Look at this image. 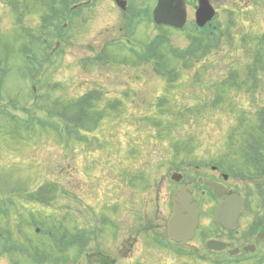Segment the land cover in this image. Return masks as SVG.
I'll list each match as a JSON object with an SVG mask.
<instances>
[{"label":"rangeland","instance_id":"rangeland-1","mask_svg":"<svg viewBox=\"0 0 264 264\" xmlns=\"http://www.w3.org/2000/svg\"><path fill=\"white\" fill-rule=\"evenodd\" d=\"M188 1L192 26L197 4ZM210 1L220 11L213 25L220 44L215 48L208 38L211 54L200 56L209 35L156 29L150 16L157 0H129L143 8L139 25L116 0H0V264H98L99 244L105 259L117 260L137 237L143 213L165 234L171 214L162 202L156 213L146 207L137 216L127 199L130 188L141 190L148 181L137 173L162 187L164 198L174 164L187 158L174 150H198L191 160L225 170L230 163L264 172L254 169L245 140L262 125L264 64L258 63L257 80L249 72L260 57L255 47L264 56V0L233 16L237 0ZM48 20L54 22L47 26ZM232 70L240 78L227 80ZM224 82H231L228 98L214 108L215 87ZM190 168V175L196 172ZM232 185L251 193L253 203L236 236L214 226L213 203L202 204V225L189 245L165 238L162 250L140 240L132 259L118 264H261L245 255L227 259L203 245V236H222L240 248L251 243V228L260 222L251 212L264 203L258 196L264 179ZM149 200L134 203H160ZM64 232L72 235L66 252L51 236Z\"/></svg>","mask_w":264,"mask_h":264},{"label":"flooded vegetation","instance_id":"flooded-vegetation-1","mask_svg":"<svg viewBox=\"0 0 264 264\" xmlns=\"http://www.w3.org/2000/svg\"><path fill=\"white\" fill-rule=\"evenodd\" d=\"M237 1L241 7H245V9L247 10L254 9L255 7H257L256 5L257 0H237ZM237 1H234L236 5H237ZM195 4H196V0L194 1V5ZM212 5L214 6V4ZM216 10L220 12L218 9ZM197 151L179 150L175 152L174 155L188 157V156H193V154L196 153ZM176 164H177L176 166L178 169L177 171H173L172 174H178L181 177L177 179V181L179 182H174L171 179L172 174L169 176V180H168L169 183L168 182L165 183L167 184L168 187L166 191L167 193L165 194V196H163L164 198L161 197L162 190H163L162 187L157 186L156 183H152V182L146 183L145 184L146 186L144 188H140L142 191L139 189L130 188V190L132 191L131 193L128 194V196L130 197L129 199H127L131 205V207H129L130 212L131 211L133 213L137 212V216H138L140 215V211L144 212L147 207L149 209L147 211L150 212L152 210V212L156 213L157 208L160 209V205L162 202L163 207L165 205V208L168 209V213L171 214L170 216L171 218L173 215L174 208L179 209L182 207L181 203L178 201L179 197L181 196V194H186L187 196H189V198H191L189 205L193 204V205L198 206L199 208V213H200L199 214V227H198L199 229L202 225V217H203L202 213L204 212L202 204H207V203L212 204L213 203L215 206V213H216L220 203H222L223 201H226L229 198V196H231L232 194L239 193L242 195L245 194L246 202L249 204V206L253 205L252 200H251V195L247 196L249 193L242 192L240 187H236V186L233 187L232 184H233V181L236 180V178L223 172L225 170L223 165L222 166L213 165L212 162H208L204 160L203 161L197 160L195 162L191 159H185V160L182 159L181 161H179V163H176ZM193 164H195L194 169L196 170V172L195 173L193 172V174L190 175L188 171L191 170L190 167H192ZM226 165L228 167V164ZM206 180L222 185L224 187L223 194L221 195V194L215 193L211 189L205 187L204 182ZM237 181H241V183H244L243 180H237ZM140 196L142 197V200L149 198L150 199L149 201L155 202L156 200H159L160 203L155 202L157 204V207L156 205L153 206V204L150 207H148V205H143L142 203L141 205L138 206L136 205V203H134V200L136 202V200L140 199ZM127 205H128V202H127ZM133 205H134V208H133ZM135 205L137 206V209ZM263 212L264 211L262 210L261 207L251 212L252 215H255L254 217H256L257 219H260V222L257 225L252 226L251 231H250V235H251L250 244L255 245L257 247V250L258 248L261 249V247L264 246V241L262 242L258 238V232L264 226V219L262 218ZM184 216H187L186 212L184 213ZM118 217L119 216L115 217V219L113 220H116L117 222ZM241 219H242V215L239 217V225L241 223ZM137 221H138V226L140 229L139 233H137V237L135 239L132 237V239L130 240L131 247L125 248L126 250L123 251V256H121V254L119 255L118 257L119 260L122 257L124 258L125 261L131 260L132 259L131 248L134 247L137 243H139L140 240H143L146 245L147 244H152L155 246L159 245L158 246L159 248L160 247L164 248L165 246H167L165 238L167 239V241L169 240L168 229H167L169 220L167 221V226H165V234L157 233L156 228H155V220H152L149 214L147 213H143L142 218H138ZM217 228L221 230L223 234L227 236H234L232 233L225 231L221 226H218ZM158 229L162 230L161 226H159ZM196 237H197V231L195 233L194 240L196 239ZM220 237L223 239L222 236ZM220 237L218 236V238H210L209 240L222 241ZM95 238L98 239V236H95ZM88 245H86L85 243L83 245V248L85 249L88 248ZM185 245H189V244H185ZM100 247L101 245L99 244V246L96 249L97 250L96 252H98V256H97L98 264H118V259L113 260L111 262L108 261V259H105V253L101 252V250L99 249ZM74 260H72V263H74L73 262Z\"/></svg>","mask_w":264,"mask_h":264},{"label":"water","instance_id":"water-1","mask_svg":"<svg viewBox=\"0 0 264 264\" xmlns=\"http://www.w3.org/2000/svg\"><path fill=\"white\" fill-rule=\"evenodd\" d=\"M117 4L126 9L127 2L124 0H116ZM154 21L159 26H167L176 29H183L187 22V9L185 0H158V4L153 12ZM215 12L207 0H201V5L197 11V24L200 27L205 26L213 19ZM216 192H221V187L213 183L206 182ZM189 196L181 194L179 202L181 208L174 209V217L170 220L168 226V234L172 241L180 243L191 240L194 231L198 225V209L190 204ZM244 205L243 198L232 195L228 200L221 204L217 213V222H220L228 230L237 228L238 216ZM184 211L188 216H184ZM209 247L211 246L208 245ZM211 248V247H210ZM215 249L223 250L225 245L216 244ZM245 250H249L246 248ZM239 253V251L230 252V255Z\"/></svg>","mask_w":264,"mask_h":264},{"label":"trees","instance_id":"trees-1","mask_svg":"<svg viewBox=\"0 0 264 264\" xmlns=\"http://www.w3.org/2000/svg\"><path fill=\"white\" fill-rule=\"evenodd\" d=\"M54 13H55V15H57L58 16V11H53ZM233 13H232V16L235 14V10L234 11H232ZM236 15V14H235ZM54 18H56V16H54ZM52 22H54L53 20H48L47 22H46V25L48 26L49 24H51ZM48 23V24H47ZM47 26H45V27H47ZM209 38V40H210V42H211V38L209 37V36H206V38L205 39H203V41H204V43H200L199 44V46L198 47H200L201 48V51L199 52V55L200 56H202V54L203 55H205L206 53H207V55H208V51H209V45H210V43H207V39ZM213 42V41H212ZM206 44H208V45H206ZM202 45V46H201ZM264 45V44H263ZM257 46L259 47V46H262V44H257ZM255 52L256 53H258L259 55H260V57H261V60L262 59H264V56L263 55H261L262 53H263V51H260L257 47H255ZM260 60V61H261ZM260 61H256L255 63H254V65H252V67H251V69L252 68H254L253 70H251V72L253 73V74H255V71L254 70H256V65H258V63L260 62ZM261 62H263V60L261 61ZM260 62V63H261ZM256 64V65H255ZM231 86V82H228V83H223L221 86L220 85H218V86H216L215 88H216V95H218L219 97H220V101L222 100V102L226 99L227 100V98H228V91L230 90V87ZM241 115V114H240ZM261 120H262V125H258V126H256V127H254L253 129H250L249 131H248V134H246V141L248 140V142H251L252 143V145H251V149H252V153L253 154H251L250 156H251V159H257L258 158V153L260 152V148H258L257 147V145H256V142H260V145L262 146V148L264 149V141H259L258 140V138L260 139V138H263L264 139V117L262 116V118H261ZM263 131V132H262ZM258 132L260 133V134H258ZM235 133V132H234ZM233 133V135L234 136H236L237 137V135H235ZM263 136H262V135ZM258 135H260L261 137H258ZM239 139V138H238ZM260 159V158H259ZM257 164V161H254V163H253V165H254V169L256 168L257 170H259V167H257V166H255Z\"/></svg>","mask_w":264,"mask_h":264}]
</instances>
